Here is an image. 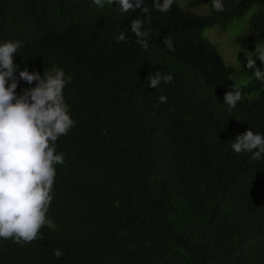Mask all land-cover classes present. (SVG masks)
Returning a JSON list of instances; mask_svg holds the SVG:
<instances>
[{"label":"trees","instance_id":"obj_1","mask_svg":"<svg viewBox=\"0 0 264 264\" xmlns=\"http://www.w3.org/2000/svg\"><path fill=\"white\" fill-rule=\"evenodd\" d=\"M190 2H209V13L177 0L160 13L144 0V50L130 26L146 17L120 11L118 0H0V43H21L17 76L25 67L63 69L76 121L57 142L65 163L56 166L47 214L55 228L23 246L0 239V264H264V160L231 148L250 128L264 134V83H236L204 35L254 8L236 42L256 48L264 0H223V12L211 0ZM121 32L125 42L116 40ZM256 66L264 71L258 58ZM156 71L173 81L149 87ZM233 84L242 100L229 110L224 95ZM34 85L21 80L16 91Z\"/></svg>","mask_w":264,"mask_h":264},{"label":"clouds","instance_id":"obj_2","mask_svg":"<svg viewBox=\"0 0 264 264\" xmlns=\"http://www.w3.org/2000/svg\"><path fill=\"white\" fill-rule=\"evenodd\" d=\"M93 3L103 7L105 3L113 4V0H93ZM174 3L176 0H152L154 9L160 13L169 12ZM118 4L122 12L139 10L146 17L134 19L130 30L147 50L144 28L151 23V18L144 0H118ZM211 4L214 11H224L223 0H211ZM116 40L125 42V33L121 32ZM163 43L168 51H175L172 36H165ZM20 47L19 41L0 43V239L23 246L43 239L41 230L45 226L55 228L47 214L54 199L56 166L65 163L64 153L57 151V142L68 135L76 121L64 93L72 77L57 67L43 74L25 67L17 76L19 66L13 57ZM250 53L246 52V67L255 69L254 77L264 83V71L256 66L257 58L264 62V45L256 44V57ZM173 79L171 74L156 71L146 80L149 87L156 89L162 82L170 83ZM21 80L29 85L35 82V85L18 94L16 90ZM241 100L242 91L233 84L232 90L224 95V104L231 110ZM166 102L167 97L160 95L158 103ZM231 148L238 154L251 153L252 160L262 161L264 134L250 128L234 140ZM54 255L59 259L63 252L57 248Z\"/></svg>","mask_w":264,"mask_h":264},{"label":"rangeland","instance_id":"obj_3","mask_svg":"<svg viewBox=\"0 0 264 264\" xmlns=\"http://www.w3.org/2000/svg\"><path fill=\"white\" fill-rule=\"evenodd\" d=\"M178 3L188 11L203 14L209 13V2L190 4V0H178ZM253 12L254 8L250 9L244 16L231 20L226 27L220 28L216 25H210L204 31L205 36L216 45L225 63L235 69L231 77L238 84H246L254 77L255 69L240 70V59L246 57V52L249 54L252 52L254 57H256L255 48H244L236 42V36L243 34L247 30ZM259 44L263 45L264 40Z\"/></svg>","mask_w":264,"mask_h":264}]
</instances>
